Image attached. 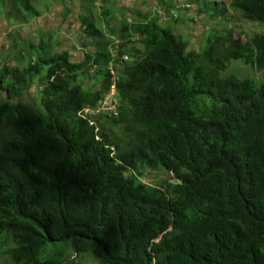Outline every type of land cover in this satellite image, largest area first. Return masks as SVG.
Segmentation results:
<instances>
[{
    "label": "trees",
    "instance_id": "obj_1",
    "mask_svg": "<svg viewBox=\"0 0 264 264\" xmlns=\"http://www.w3.org/2000/svg\"><path fill=\"white\" fill-rule=\"evenodd\" d=\"M78 1L102 10L77 19L80 61L42 35L0 52V263L264 264V78L229 69L264 72V33L212 29L190 50L172 32L226 25L224 4L264 26V0H141L164 19L129 24L119 0ZM32 2L0 0V16L28 25ZM111 91L110 111L81 113Z\"/></svg>",
    "mask_w": 264,
    "mask_h": 264
},
{
    "label": "rangeland",
    "instance_id": "obj_2",
    "mask_svg": "<svg viewBox=\"0 0 264 264\" xmlns=\"http://www.w3.org/2000/svg\"><path fill=\"white\" fill-rule=\"evenodd\" d=\"M150 0H148L149 2ZM166 1V0H163ZM120 2V1H119ZM75 11H73V8L75 6ZM123 5H127V10H126V17L124 21H126L127 24L129 23H134L135 18L137 17L139 20H146L149 19L147 16L151 17L153 12H155L154 9H156V13L161 15L160 21L164 19V16L162 15V8H154L152 5L147 6H140V8H137V3L136 0H123ZM221 3V1H220ZM33 6L35 7L36 11L40 14L43 15L42 21H49L50 19L53 20L54 17L61 16V13H63L66 8L68 10L67 13H65V16H61L63 18L60 22H57L56 25L59 26L56 28V32L58 35V38L54 37V35L48 36V40L45 42H49L50 46L52 45L54 51H60L66 49L70 53L75 54V49H77L76 46L78 43L82 40V35L78 33L79 30V23L77 22V19L87 15L90 17V19H94L95 23L98 22L97 16H100V12L102 11L100 8H98L99 2L96 3L97 8H91L89 6H83L79 3L78 0H33L32 2ZM187 5V4H185ZM225 9H226V15L223 17V19H229L230 21L225 25L222 22H217L216 19H211L206 16L196 18L193 23H188L187 19L186 20H181L180 22H177L175 25L172 27V32L176 35H180L183 37H187L190 39V50H197L201 46L200 42H203L204 38L211 32L212 29L218 30L219 32L222 31L224 32L226 29L233 28L235 33H240L243 39H246L250 36L253 35V33L256 32H262L264 33V26L257 24V23H249L244 21L240 15L235 13L231 8H229L226 4H224ZM72 7V9H70ZM187 6H183V8H186ZM140 9V11H139ZM71 10L72 12H70ZM112 13H116V10L110 9ZM120 15H122V11L120 10ZM56 15V16H55ZM38 17V16H37ZM1 18V17H0ZM36 18V17H35ZM100 23H103L100 20ZM20 24V23H19ZM19 24H14V23H8L7 21L3 20L2 23L0 24V33L4 37L5 42L9 40H14V41H19L18 45H16L15 49L17 50H22L24 49L25 44H37L36 38L33 36H28L25 34L22 36V31L23 27ZM114 24H116L114 22ZM118 24V23H117ZM116 24V25H117ZM25 27V25H23ZM226 27V29H225ZM19 28V29H17ZM17 29V32L15 31ZM225 29V30H224ZM21 34H19V33ZM104 32L107 33L106 28L104 29ZM10 33H13V39L9 37ZM19 34V36H18ZM46 36V35H45ZM21 37V39L19 38ZM62 37V38H61ZM109 38L110 35H107ZM117 38V37H116ZM112 39V38H111ZM4 40L0 41V52L3 50V45L5 42ZM114 43L117 41L115 39ZM76 46V47H75ZM92 43H88V49L91 50ZM82 46L80 49L77 50L78 55L82 52ZM81 52H80V51ZM13 55V53H12ZM124 56H122L123 58ZM1 58V56H0ZM76 58V57H75ZM82 58V57H81ZM12 64V60H10ZM230 70H238L240 75H249L252 76L256 79H263L264 78V72H257L254 67L251 66H245L243 67L241 63H231ZM92 77V76H91ZM87 76H78V83L83 89H89L93 84H95V81L93 78ZM40 85V83L38 84ZM37 89H40L39 87ZM31 93L34 94L35 92V87L33 86L31 89ZM100 107L96 109L99 110ZM149 171V175L144 179H141L147 184H157L159 180L162 178H170V174L168 173H162L161 171H152V170H147ZM55 249L58 251L59 247L57 243L54 245ZM52 249V246L49 245L46 252L47 255H50L49 251ZM66 250L61 251V255L65 253ZM65 258L63 257V261L61 264H68L66 260H70L69 256L67 254L64 255ZM73 264H104L101 261H98L94 259L91 256L83 255V256H78V258H75L74 261L72 262ZM2 264V263H0Z\"/></svg>",
    "mask_w": 264,
    "mask_h": 264
},
{
    "label": "crops",
    "instance_id": "obj_3",
    "mask_svg": "<svg viewBox=\"0 0 264 264\" xmlns=\"http://www.w3.org/2000/svg\"><path fill=\"white\" fill-rule=\"evenodd\" d=\"M120 2H118V5L119 6H122L124 3H123V0H119ZM140 1L141 0H136V3L137 4H139L140 3ZM97 2H99V5H98V8H100L99 6H100V1H97ZM96 2V3H97ZM96 3H95V5H96ZM123 6H126V4L125 5H123ZM43 15H39L38 17H36V18H34L28 25H25V27L23 26V25H21L22 27H23V31H22V36H24L25 34H27L29 37L30 36H33V37H35L36 39V42H38V39H39V36L38 35H42V37H44V40H48V36H50V35H54V37L56 38V40H57V38H58V35H57V32H56V28H58L59 26H57L56 25V23L57 22H59V20H60V22H61V20L63 19V18H61V16H59L58 15V17H54L53 18V20H49V21H42V17ZM56 16V15H55ZM1 17V16H0ZM4 20V18H0V24L2 23V21ZM46 35V36H45ZM62 38V37H61ZM3 41L4 40V37L1 35V33H0V41ZM5 40H6V38H5ZM5 40H4V42H5ZM5 46H7L8 45V42L6 41L5 43ZM3 45V44H2ZM76 46H79V47H77V49H75L76 51H75V54L74 53H70V52H68L66 49H64V50H66L69 54H71V60H72V62H78V61H80L81 60V54L80 55H78V52H77V50L78 49H80V43H78V45H76ZM75 46V47H76ZM61 51V50H60ZM80 51V50H79ZM81 52V51H80ZM76 57V58H75Z\"/></svg>",
    "mask_w": 264,
    "mask_h": 264
},
{
    "label": "built area",
    "instance_id": "obj_4",
    "mask_svg": "<svg viewBox=\"0 0 264 264\" xmlns=\"http://www.w3.org/2000/svg\"><path fill=\"white\" fill-rule=\"evenodd\" d=\"M123 59H125V57H123ZM113 92L111 91L109 95H107L104 100H102V102L100 103V109L99 110H106V111H110L111 109V106H109V103L111 102V97L113 96ZM97 110V111H99ZM96 110H91V109H88V108H84L81 113H88L89 112H94L96 113L97 112Z\"/></svg>",
    "mask_w": 264,
    "mask_h": 264
},
{
    "label": "clouds",
    "instance_id": "obj_5",
    "mask_svg": "<svg viewBox=\"0 0 264 264\" xmlns=\"http://www.w3.org/2000/svg\"><path fill=\"white\" fill-rule=\"evenodd\" d=\"M34 19V18H33Z\"/></svg>",
    "mask_w": 264,
    "mask_h": 264
}]
</instances>
